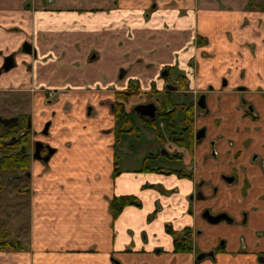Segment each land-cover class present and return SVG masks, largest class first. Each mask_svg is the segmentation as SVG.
I'll return each instance as SVG.
<instances>
[{"label": "crops", "instance_id": "crops-1", "mask_svg": "<svg viewBox=\"0 0 264 264\" xmlns=\"http://www.w3.org/2000/svg\"><path fill=\"white\" fill-rule=\"evenodd\" d=\"M246 3L0 0V66L1 50L16 53L21 43L30 47L16 57L17 67L0 72V90L46 87L59 97L44 116L33 107L30 111L38 130L48 112L56 110L47 139L56 151L47 163L30 161L27 246L0 250V264H264L258 261L264 256V169L249 153L236 151L239 140L250 135L260 150L264 117L255 123L248 117L230 118L231 127L240 119L242 127L259 128L232 133L237 142L221 147L224 151L233 146L237 153L227 165L221 158L206 160L207 145L201 143L191 151L196 164L192 178L158 176L152 174L162 173L141 171L142 161L135 166L133 158L117 153L120 142L114 146L108 133V105L101 104L129 88L135 89L132 102L147 94L161 96L163 68L188 74L189 88L206 92L212 108L219 95L221 112L237 103L240 87L264 89V10H247ZM147 9L153 11V21L144 22ZM10 31L17 34L8 35ZM182 32L188 43L175 39ZM56 63L63 71L56 73L55 81L51 75ZM67 101L73 103L68 115L59 108ZM87 102L98 108L90 117L84 114ZM261 112L264 116V108ZM204 120L198 119L196 126ZM205 163L237 170V182L220 183L215 195L219 208L232 210L234 237L227 225L220 226L218 235L209 231L199 216L204 205L196 197L189 199L198 193L199 171L206 176L198 167L205 168ZM203 186V193L209 194L212 189ZM122 195L136 196L141 205L124 206L112 217L111 202ZM166 225L174 230L189 227L195 250L175 252ZM200 228L205 231L202 238ZM219 237L225 242L214 257L197 260L199 252L218 245Z\"/></svg>", "mask_w": 264, "mask_h": 264}, {"label": "flooded vegetation", "instance_id": "flooded-vegetation-1", "mask_svg": "<svg viewBox=\"0 0 264 264\" xmlns=\"http://www.w3.org/2000/svg\"><path fill=\"white\" fill-rule=\"evenodd\" d=\"M253 3V1L251 0ZM259 3V2H258ZM256 3V4H258ZM261 3V2H260ZM254 4L253 8L246 9L247 10H260L263 11L264 9H256ZM263 4V3H262ZM201 38V37H199ZM204 42V39H202ZM196 43V41H195ZM22 51L26 52V50L22 49ZM14 60L15 55L17 53H14ZM16 63V62H15ZM2 66V65H1ZM0 66V67H1ZM17 67V66H14ZM13 67V68H14ZM189 67H193V64H190ZM12 69V68H11ZM4 71V70H2ZM160 77H163L166 79V83L163 89H161V96H155L151 94L144 95L145 97L140 98V101L132 102L133 97V90L132 88L126 89L124 92H117L115 93V96L112 99H102L101 104L108 105V119H111L112 126L110 130H108V133H112L114 142L113 145L115 146L117 143L120 142L122 137L124 135L133 133L135 130H138L137 123L134 121V117H137L141 122L147 123L149 126L156 127L158 129L164 128V133L160 132V130H156V137L163 142V145H167L168 148L164 147L162 149V154L166 156L168 159H174L176 161L180 162L179 168H167L164 169L162 167H150L147 166L145 161L147 158H150L148 156L144 157V160L142 161L143 164L140 168L141 171H154L162 174H177V172H182L183 174H191V177L186 176H179V177H185V178H192L193 177V171L195 169V162L193 160V154H191V151L201 143H205L207 145V152L205 153L206 160H215L220 159L221 160H227L223 162V166L227 165V162L230 163L232 161V158L236 156L238 151L239 154H242L243 152L250 154V160L256 161L262 169H264V143H262V146L259 147L262 153H260V150H257L256 145L252 144L254 141V137L252 135L246 136L245 139L239 140V148L236 149L235 152L232 151L233 146H227L224 151H222L221 147L225 146V144L228 142L229 144H235L237 142V137H234L235 135L232 134L233 132H243L245 130H251L253 131L254 128H259V125L252 124V125H245L244 127L240 126L238 124V121L234 124V126H230V118L233 116H236L237 118L243 117V118H250L252 123L262 121L263 119V113L261 112V109L264 108V89H254V90H246V88L240 87L238 89L239 92H241L238 95L237 103L231 104L230 106L227 105V110L225 112H221V101L222 99L217 95L218 100L215 101L214 105L215 108H212L209 104V96L206 92L201 91L198 89H190L186 82V76L188 77V74L186 73H172L167 68H163V70L160 73ZM183 80V85L180 86V82ZM211 88V87H210ZM43 94H49V91L46 87L41 88ZM247 91V94L244 92ZM158 92V91H156ZM118 94L120 96H118ZM190 94L193 95V97L190 99ZM204 94L205 95V103L206 108L201 109L197 106L196 101L199 97V95ZM190 95V96H189ZM143 96V93L141 94ZM180 97L182 99H180ZM90 99V98H89ZM179 101V102H175ZM49 106L52 103H55L51 99H47ZM57 102L54 104L56 105ZM176 104L178 106V110L174 112V118L172 121H168L166 115H161L163 111L162 108H164L163 113L172 112V106ZM73 106V103L70 101L62 102L59 106L61 111L64 114H67L71 111V108ZM191 106L192 115L191 120L192 124L187 123L185 120L186 115V109ZM34 109H36L35 105L32 106ZM55 107V106H54ZM146 107V108H145ZM148 107V108H147ZM262 107V108H260ZM46 107H44L38 114L40 116L46 115ZM145 110L146 114H143L141 111ZM98 108L95 107L92 103L87 102L85 105V111L84 114L86 117H90L93 115V113H97ZM181 113L180 118L177 120V114ZM56 110L51 109L50 112H48L47 117L43 120L42 126L36 130L33 128V118L31 112L22 113V114H15L8 117H16V121L9 124L8 126H12V134L10 138L6 141H3L4 144H7L12 153L18 152L19 155H25L28 157L29 162L31 160H39L44 163H47L51 155H53L56 151V148L53 147L49 141L47 140L48 137L51 135L50 129L53 123V118L56 116ZM198 116L204 117L205 120L203 123H201L198 127L196 126V122L198 120ZM7 117V116H4ZM159 118H165V122H160L158 127L156 126V120ZM237 124V125H236ZM6 126V127H8ZM4 127V126H2ZM4 127V128H6ZM253 128V129H252ZM168 129V131H166ZM120 131V132H119ZM233 135V136H232ZM199 136V138L197 137ZM168 140L169 143H166L165 141ZM177 140V141H176ZM182 141V142H181ZM161 147V146H160ZM160 147L158 148L157 152H159ZM37 148V155L44 157L48 154V151L51 150L47 161H43L41 159L33 158V155L36 153ZM258 148V149H259ZM232 151V152H231ZM126 154V153H125ZM230 158L226 157L225 155H229ZM127 155V154H126ZM190 156V158H189ZM192 156V157H191ZM228 159H225V157ZM189 160V161H187ZM182 162V163H181ZM116 162L114 163V165ZM143 167H148V170H143ZM200 169L204 172L202 178L199 179V190L198 193L189 195V198L196 197L198 202L204 201L202 203L204 205L203 208H201L199 216L201 219L205 221L208 225H215L219 224L221 222H224V224L229 226H233L234 217L230 213L232 210L225 211L219 208L220 203L218 202V198L215 196L216 193H218V190L220 188L219 184L223 183L225 186H231L235 182H237V170L232 169L226 171L225 169H220L219 167H212L207 166V163L204 164V167L198 166ZM208 167V168H207ZM151 168V169H150ZM153 168H159V171L153 170ZM114 167V173H117V169ZM197 170V168H196ZM224 170V171H222ZM29 174L28 170L24 171V176H27ZM221 181V182H220ZM203 185H207L212 190L209 194H204L202 188ZM206 187V188H208ZM244 187L243 189H245ZM216 208L218 210L216 211ZM212 210L214 211L213 213ZM211 215H217L219 213H226L227 216L231 219L230 220H222L217 223H209L208 219L206 220L204 217H207L208 214ZM204 214V217H203ZM209 231H211V228H208ZM192 231V230H191ZM200 233L199 230H197V233ZM230 232L231 237H234L236 235V229L230 228L228 230V233ZM198 233V234H199ZM210 233V232H209ZM192 250L194 251V242H193V232H192ZM225 240L220 244L216 245L213 249L207 250V251H201L197 255L206 253L207 256L205 257H214V252L221 249V245L224 244ZM209 253H211L209 255ZM196 255V256H197ZM203 257V258H205ZM260 257H264L262 255L258 256V261L264 262L260 260ZM202 258V259H203Z\"/></svg>", "mask_w": 264, "mask_h": 264}, {"label": "rangeland", "instance_id": "rangeland-1", "mask_svg": "<svg viewBox=\"0 0 264 264\" xmlns=\"http://www.w3.org/2000/svg\"><path fill=\"white\" fill-rule=\"evenodd\" d=\"M226 0H223V2ZM253 4L258 2L263 3L264 8V0H252ZM251 3V0H247V3ZM254 7V5H253ZM147 11V12H146ZM147 13H149V17L146 18ZM144 22H148L150 20L153 21V11L151 9L145 10L144 13ZM179 32V31H178ZM9 34H17L15 31L8 32ZM187 33H177L175 34L176 40H185L188 43ZM12 52L4 53L1 50L2 62L6 60L9 54ZM16 57L23 56L24 52L22 51V43L19 48L16 50ZM15 57V62H16ZM3 64V63H2ZM55 64V63H54ZM56 68H54V73L51 75L53 80H59L58 75L56 73H60L63 69H58L59 63H56ZM53 66V65H52ZM11 70V69H10ZM120 76V74H119ZM50 77V78H51ZM49 78V79H50ZM134 84V83H132ZM43 88V87H42ZM12 89V88H11ZM0 90V116H11L15 114H22L30 112L32 106L35 105L36 110L33 108V111L38 114L44 107H47V99L53 100L55 103L59 98L56 95L43 94L41 88H31L28 86H24L22 89L12 90ZM197 89V88H196ZM48 90V89H47ZM49 91V90H48ZM180 99H182L180 97ZM55 103L50 104L54 106ZM39 115V114H38ZM181 113L177 114L176 119L180 118ZM40 116V115H39ZM40 119V117H38ZM204 117L198 116L199 120H202ZM134 121L137 123L138 130H135L133 133L124 135L121 140L120 148H118L117 153L120 154L121 157L125 156V153L134 160L131 161L132 164L138 166L141 161L144 160V157L148 156L145 163L150 167H162L164 169L167 168H179L180 162L172 159L166 158L164 154H162V149L164 147L168 148L167 145H163V142L160 141L156 137V130L158 128L149 126L147 123L141 122L137 117H134ZM165 118H159L156 120V126L158 127L160 122H165ZM2 130V125L0 124V132ZM160 132L164 133V128L158 129ZM168 131V129H166ZM165 135V133H164ZM169 143L168 140L165 141ZM161 146V147H160ZM160 147L159 152H157ZM2 152L0 151V156ZM182 163V162H181ZM122 167H124V158L121 162ZM30 162H28L27 170L29 171ZM224 171V170H222ZM151 175V174H150ZM162 176L164 174H152ZM199 177L202 178L199 171ZM199 178V179H200ZM221 182V181H220ZM29 181L27 177L24 176V171L22 170H3L0 168V229H5L9 232L8 239L15 240L16 244H18V248L20 250L26 249L27 241V226H28V216L29 211L27 207L28 203V193L26 191V187H28ZM190 199V198H189ZM198 203H204V201H199ZM218 208H216V211ZM214 211L212 210L211 213ZM9 216H12V219H8ZM9 223V224H8ZM226 225L224 222L215 225H208L211 228V231L214 234H220L218 229L220 226ZM200 233L198 234V238H202L205 234L201 228L198 229ZM217 234V235H218ZM224 239L219 237L217 244L220 245Z\"/></svg>", "mask_w": 264, "mask_h": 264}, {"label": "trees", "instance_id": "trees-1", "mask_svg": "<svg viewBox=\"0 0 264 264\" xmlns=\"http://www.w3.org/2000/svg\"><path fill=\"white\" fill-rule=\"evenodd\" d=\"M253 3L247 4V9L253 8ZM255 8L264 9L262 3L256 4ZM183 85V80L180 82V86ZM118 96H120L118 94ZM178 106L174 104L172 106V112L163 113L164 108H162L161 115H166L168 121H172L174 118V112L178 110ZM191 106L186 109L185 120L187 123L192 124L191 116ZM12 126H8L6 128L2 127L0 132V151L2 155L0 156V168L5 170H27L29 159L25 155H19L18 152L12 153L9 151L10 147L7 144H4L3 141H6L10 138L12 134L11 130ZM120 132V131H119ZM177 141V140H176ZM182 142V141H181ZM148 167H143V170H148ZM151 169V168H150ZM116 170V169H115ZM153 170L159 171V168H153ZM179 176L191 177V174H183L182 172H177ZM134 205L140 206L141 201L134 195H122L117 198H114L111 202V215L115 217L121 211L124 206ZM166 231L172 236L173 246L175 252H190L192 250V231L189 227H185L181 230H174L169 225H166ZM9 232L5 229H0V250H19L18 244H16L15 240L8 239Z\"/></svg>", "mask_w": 264, "mask_h": 264}, {"label": "water", "instance_id": "water-1", "mask_svg": "<svg viewBox=\"0 0 264 264\" xmlns=\"http://www.w3.org/2000/svg\"><path fill=\"white\" fill-rule=\"evenodd\" d=\"M22 49L26 50L27 52H30V47H29V44L28 43H23L22 44ZM14 66H16V63H15V60H14V54L13 53H10L9 56L6 58V60L3 62L2 66L0 67V72L2 70L4 71H8L10 70L11 68H13ZM196 104L199 108L201 109H205L206 108V103H205V95L204 94H201L199 95L197 101H196ZM146 108V107H145ZM148 108V107H147ZM143 114H146L145 110L143 109L141 111ZM16 121V117H4V116H0V124L4 127L8 126L9 124L13 123ZM199 138V136H197ZM52 151L49 150L48 151V154L45 155L44 157H41L39 156V154L37 155V148H36V153L33 155V158H37V159H41L43 161H47L50 153ZM208 216L207 217H204V214H203V217L207 220L208 219V222L209 223H217L219 221H222L224 219L226 220H230L231 219L227 216L226 213H219L217 215H211L207 212ZM211 253H209L210 255ZM207 256L206 253H202V254H199L196 256V259L197 260H200L202 259L203 257ZM260 260L264 261V257H260L259 258Z\"/></svg>", "mask_w": 264, "mask_h": 264}]
</instances>
